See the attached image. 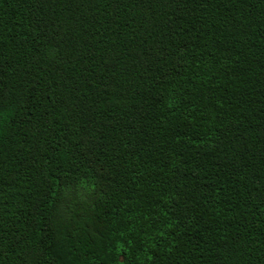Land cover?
<instances>
[{
    "label": "trees",
    "instance_id": "16d2710c",
    "mask_svg": "<svg viewBox=\"0 0 264 264\" xmlns=\"http://www.w3.org/2000/svg\"><path fill=\"white\" fill-rule=\"evenodd\" d=\"M0 264H264V0H0Z\"/></svg>",
    "mask_w": 264,
    "mask_h": 264
}]
</instances>
